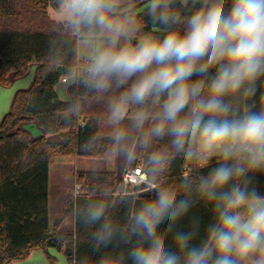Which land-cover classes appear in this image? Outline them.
Here are the masks:
<instances>
[{
    "label": "clouds",
    "instance_id": "9594fccd",
    "mask_svg": "<svg viewBox=\"0 0 264 264\" xmlns=\"http://www.w3.org/2000/svg\"><path fill=\"white\" fill-rule=\"evenodd\" d=\"M54 7L46 58L61 70L57 94L71 116L100 109L80 150L142 180L92 186L78 204L74 220L96 255L79 264H264V194L254 181L264 175V93L259 106L253 99L264 87V0ZM177 157L189 172L169 183ZM197 203L210 210L202 238V217L189 216Z\"/></svg>",
    "mask_w": 264,
    "mask_h": 264
},
{
    "label": "trees",
    "instance_id": "16d2710c",
    "mask_svg": "<svg viewBox=\"0 0 264 264\" xmlns=\"http://www.w3.org/2000/svg\"><path fill=\"white\" fill-rule=\"evenodd\" d=\"M54 0H0V85L9 87L14 81L25 77L32 66H37L30 89L16 93L9 113L0 123V264H12L27 260L33 250L48 252L58 249L68 256L71 264H79L87 257L95 259L88 230L75 222L73 233H64V221L74 217V210L84 198L91 195L92 186L105 183L119 186L123 171L117 165L114 173L102 172L92 178L90 173H78L80 199L65 202L66 211L53 225L49 221V172L57 159L91 158L105 160L103 155L85 154L80 150L84 140L96 131L94 121L100 109H90L78 118L63 119L67 105L58 99L55 86L61 75L48 67L47 42L55 21L48 13ZM69 58L67 63H73ZM262 87L254 101L260 104ZM35 122L44 136L33 138L24 129ZM56 137V141L51 138ZM118 163V162H117ZM215 163V160L211 162ZM185 168H189L181 157L173 160L165 180L178 183ZM205 173L207 169L203 170ZM254 181L264 194V175L256 174ZM142 197L152 195L142 191ZM202 217L203 229L210 219V210L197 203L189 216ZM187 220L182 222L186 225ZM165 225H161L163 228ZM50 263L53 258L47 254Z\"/></svg>",
    "mask_w": 264,
    "mask_h": 264
},
{
    "label": "crops",
    "instance_id": "0c3cea01",
    "mask_svg": "<svg viewBox=\"0 0 264 264\" xmlns=\"http://www.w3.org/2000/svg\"><path fill=\"white\" fill-rule=\"evenodd\" d=\"M52 11H56V10L54 8H52V7H49L48 13H49V16H50L51 19H52V16H51V12ZM36 70H37V66H32L29 69V72L26 75L27 78H28V81H27L28 83L25 84V85H20L17 88H13L14 87L13 84L17 80L14 81L9 87H3V86L0 85V123L2 122V120L4 119V117L9 113L16 93L19 92V91H26V90H28V89L31 88V86H32V84L34 82ZM58 84L55 86V92H56V94H57ZM57 96H58V99L60 100V102H64L63 99L58 94H57ZM69 116H71V115H69L66 112V113H63L62 114V117L61 118L62 119H63V117L64 118H66V117L69 118ZM27 126L37 127L39 129V132H40V135H41L40 137L44 136L43 131L37 126V124L35 122H30V123H28L24 127V129H26L31 134V136L33 137L32 132L29 131L26 128ZM40 137H37V138H40ZM78 160H80V158H78V159H66V158H62V159L55 160L51 164V166H50V172H49V208H48V210L50 209L51 197H53L55 195V198H57V196H58L57 194L58 193L60 194V192H61L60 198L62 200V208H63L62 214L66 211L65 199L68 196H70V197H73L74 196L73 193L75 192V189H76V187L78 185L77 184V175L78 174L76 175L75 189H73L71 187H65V186H63L62 182H63V179L66 176V173L62 169L65 168V167H68V166H76ZM112 162L113 163H111V166H110L111 167V171H109L110 173H114L117 170L116 169L117 161L112 160ZM85 173H87V172H85ZM50 226L53 227L51 223H50ZM62 231H63V228H62ZM74 231H75V225H74ZM47 254H50V251H48L46 253V252H44L42 250H39V249L33 250L31 252L30 257L27 260L14 262L12 264H50V262L47 259ZM56 256H58L60 258V255H56Z\"/></svg>",
    "mask_w": 264,
    "mask_h": 264
},
{
    "label": "rangeland",
    "instance_id": "374dc122",
    "mask_svg": "<svg viewBox=\"0 0 264 264\" xmlns=\"http://www.w3.org/2000/svg\"><path fill=\"white\" fill-rule=\"evenodd\" d=\"M51 16L52 19L55 21L56 20V11H52L51 12ZM33 73V72H32ZM28 78L23 77L19 80H17L14 84H13V88H17L20 85H25L28 82ZM29 131L32 132L33 137L37 138L40 137V132L39 129L37 127H30L27 126L26 127ZM51 140L54 142L57 140L56 137L51 138ZM111 163L112 160H100V159H91V158H80V160H78L76 166H68L63 168L62 170L65 171L66 176L63 179V186L65 187H71L73 189H75V182H76V175L78 173H85V172H89V169L96 164H99L102 167V172H109L111 171ZM116 165H119V163H117ZM117 169V166H116ZM53 184V183H52ZM61 194V192H60ZM60 194L58 193L57 198H55V195L53 197H51V202H50V209H49V221H51L50 223L52 224V226L63 216L62 214V200L60 198ZM73 197L68 196L65 199V202L72 199ZM74 225H75V220L74 217H69L64 221L63 224V232L64 233H73L74 232ZM50 256L51 258H53V262L50 264H71L68 261V256H66V254L64 252H60L58 249H50ZM60 255V258L56 255ZM55 258V259H54Z\"/></svg>",
    "mask_w": 264,
    "mask_h": 264
},
{
    "label": "built area",
    "instance_id": "2783aa9c",
    "mask_svg": "<svg viewBox=\"0 0 264 264\" xmlns=\"http://www.w3.org/2000/svg\"><path fill=\"white\" fill-rule=\"evenodd\" d=\"M188 172H189V168H185L183 176L185 174H188ZM138 175H139V170H137L136 172H128L127 174L123 172L120 185L127 184L130 187H135L138 184H142V180H138ZM75 192H78L80 196V187L78 185L75 189ZM73 198H76V197L73 196Z\"/></svg>",
    "mask_w": 264,
    "mask_h": 264
},
{
    "label": "water",
    "instance_id": "95a60500",
    "mask_svg": "<svg viewBox=\"0 0 264 264\" xmlns=\"http://www.w3.org/2000/svg\"><path fill=\"white\" fill-rule=\"evenodd\" d=\"M57 72H58V74L61 75V70L58 69ZM54 104H55V105H59V104H60V100H59V99L55 100V101H54Z\"/></svg>",
    "mask_w": 264,
    "mask_h": 264
}]
</instances>
